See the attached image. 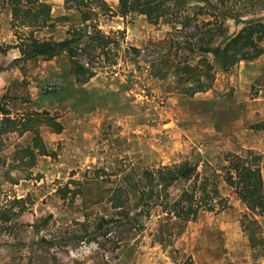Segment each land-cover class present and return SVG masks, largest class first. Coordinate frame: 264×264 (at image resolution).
Instances as JSON below:
<instances>
[{"label": "rangeland", "instance_id": "374dc122", "mask_svg": "<svg viewBox=\"0 0 264 264\" xmlns=\"http://www.w3.org/2000/svg\"><path fill=\"white\" fill-rule=\"evenodd\" d=\"M45 1L49 25L34 36L61 40L80 13L64 0ZM103 1L108 9L91 23L107 42L76 55L93 66L81 83L65 53L20 58L14 46L29 28L14 27L0 1V98L12 117L47 111L63 125L60 133L38 125L54 157L25 155L33 132L0 127V264H176L187 256L196 264H264V217L222 179L218 191L228 205L189 221L159 207L146 214L131 195L125 207L110 201L124 172L137 179L143 169L187 162L208 173L225 153L247 149L261 155L264 182V132L251 128L264 116V41L260 56L222 70L197 49L194 20L181 28L170 15L155 23L137 12L122 17L117 0ZM226 4L217 9L227 15L228 34L241 27L229 16H264V0ZM201 57L212 64V86L189 96L178 85L181 68ZM66 184L78 192L73 198L66 189L60 197ZM168 191L173 198L180 186Z\"/></svg>", "mask_w": 264, "mask_h": 264}, {"label": "trees", "instance_id": "16d2710c", "mask_svg": "<svg viewBox=\"0 0 264 264\" xmlns=\"http://www.w3.org/2000/svg\"><path fill=\"white\" fill-rule=\"evenodd\" d=\"M0 1L10 8L14 27L29 28L28 32L17 36L18 43L14 47L18 48L20 58L39 56L47 60L65 53L70 58V67L76 81L81 83L89 80L94 73L93 66H86L75 60V57L80 51L95 49L98 46L102 48L107 42L100 30L91 23L98 11L108 9L103 0H64L65 9L77 10L81 18L79 24L71 27L67 32L68 36L61 40L39 39L34 36L36 30L49 25L51 9L45 0ZM192 1L194 4L191 5L185 0H117L115 14L123 17L137 12L144 14L154 23L159 18L170 15L181 28L191 26L194 20L197 49L203 54H210L222 70L229 69L240 60H252L262 54L264 16L240 18L239 14H233L229 17H233L235 23L241 27L235 33L228 34L225 27L227 15L217 9L218 5H227V0ZM202 15L210 18L198 20ZM181 69L184 78L178 81V85H186L183 88L185 94L192 96L211 88L214 71L206 57H201L194 66L183 64ZM40 124L50 127L55 133H60L63 129L61 122L47 111L23 114L19 118L12 117L5 102L0 98L1 133L16 131L21 135L32 131L31 144L21 149V152L28 156L36 150L39 155L54 157L56 152L45 146L39 133ZM251 128L264 131V121L252 124ZM261 161L259 153L247 149L241 154L225 153L223 163L208 173H201L196 164L187 162L143 169L138 173L137 179H134L132 172H124L121 176L122 184L114 188L110 201L114 208L125 207L131 195L136 200L135 208L140 205V210L146 214L152 207H159L161 212L172 214L182 221H189L196 218L201 211H213L216 207L223 209L228 205L226 198L218 191V180L222 179L248 210L264 217ZM174 186H180V191L170 198L168 190ZM64 187L58 188L63 199L67 197L66 190L72 193L71 198L78 193L68 188L67 184ZM106 221L108 220H103ZM176 264L196 263L191 256H187Z\"/></svg>", "mask_w": 264, "mask_h": 264}, {"label": "crops", "instance_id": "0c3cea01", "mask_svg": "<svg viewBox=\"0 0 264 264\" xmlns=\"http://www.w3.org/2000/svg\"><path fill=\"white\" fill-rule=\"evenodd\" d=\"M260 121H264V116L260 118ZM260 131H262V130H260ZM263 132H264V131H263Z\"/></svg>", "mask_w": 264, "mask_h": 264}]
</instances>
